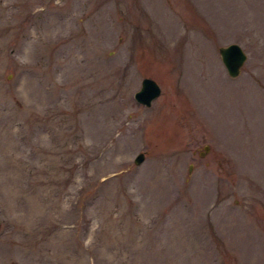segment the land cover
Wrapping results in <instances>:
<instances>
[{
    "label": "rangeland",
    "instance_id": "374dc122",
    "mask_svg": "<svg viewBox=\"0 0 264 264\" xmlns=\"http://www.w3.org/2000/svg\"><path fill=\"white\" fill-rule=\"evenodd\" d=\"M0 218V264H264V0H0Z\"/></svg>",
    "mask_w": 264,
    "mask_h": 264
},
{
    "label": "water",
    "instance_id": "95a60500",
    "mask_svg": "<svg viewBox=\"0 0 264 264\" xmlns=\"http://www.w3.org/2000/svg\"><path fill=\"white\" fill-rule=\"evenodd\" d=\"M218 52L227 73L230 76H237L240 73L241 67L247 58V53L241 44L236 41H232L227 44L219 45ZM160 92L161 88L156 80L150 76H144L141 78L140 87L134 92V98L136 101L142 104L150 105L152 100L155 99L160 94ZM207 149L208 145L205 144L204 150ZM144 157V152L140 151L136 154L133 161L136 164H139L144 160Z\"/></svg>",
    "mask_w": 264,
    "mask_h": 264
}]
</instances>
